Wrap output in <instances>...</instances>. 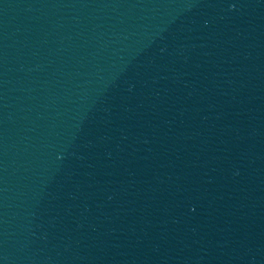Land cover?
I'll list each match as a JSON object with an SVG mask.
<instances>
[{"label": "water", "instance_id": "water-1", "mask_svg": "<svg viewBox=\"0 0 264 264\" xmlns=\"http://www.w3.org/2000/svg\"><path fill=\"white\" fill-rule=\"evenodd\" d=\"M0 264H264V0H0Z\"/></svg>", "mask_w": 264, "mask_h": 264}]
</instances>
